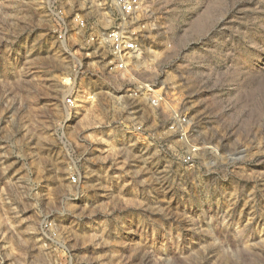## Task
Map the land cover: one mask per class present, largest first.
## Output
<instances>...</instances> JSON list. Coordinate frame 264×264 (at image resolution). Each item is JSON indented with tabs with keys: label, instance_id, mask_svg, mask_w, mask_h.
<instances>
[{
	"label": "rangeland",
	"instance_id": "374dc122",
	"mask_svg": "<svg viewBox=\"0 0 264 264\" xmlns=\"http://www.w3.org/2000/svg\"><path fill=\"white\" fill-rule=\"evenodd\" d=\"M98 8L0 0V264H264V0L145 1L134 98Z\"/></svg>",
	"mask_w": 264,
	"mask_h": 264
},
{
	"label": "built area",
	"instance_id": "2783aa9c",
	"mask_svg": "<svg viewBox=\"0 0 264 264\" xmlns=\"http://www.w3.org/2000/svg\"><path fill=\"white\" fill-rule=\"evenodd\" d=\"M145 1L147 0H95L103 18H110L109 26H103L101 21L89 22L80 13L74 18L79 41L96 71L94 73L108 79L114 78L121 86L120 91L130 90L132 98L134 58L140 52L139 39L134 35V18L144 12ZM50 9L55 16L56 33L63 44H66L70 27L67 10L64 6L53 3L50 4ZM67 101L71 106L75 104L72 97Z\"/></svg>",
	"mask_w": 264,
	"mask_h": 264
}]
</instances>
